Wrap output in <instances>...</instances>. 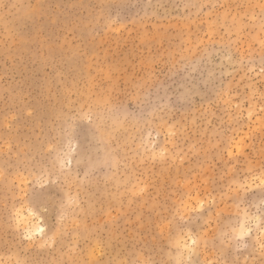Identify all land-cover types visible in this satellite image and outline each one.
I'll list each match as a JSON object with an SVG mask.
<instances>
[{
    "label": "rangeland",
    "instance_id": "374dc122",
    "mask_svg": "<svg viewBox=\"0 0 264 264\" xmlns=\"http://www.w3.org/2000/svg\"><path fill=\"white\" fill-rule=\"evenodd\" d=\"M261 179L264 0H0V264H264Z\"/></svg>",
    "mask_w": 264,
    "mask_h": 264
},
{
    "label": "snow or ice",
    "instance_id": "6c2138e0",
    "mask_svg": "<svg viewBox=\"0 0 264 264\" xmlns=\"http://www.w3.org/2000/svg\"><path fill=\"white\" fill-rule=\"evenodd\" d=\"M260 184L262 185V186H264V179H261V181H260ZM16 216H19V212H17L16 213ZM18 222V221H17ZM261 227H264V225H261ZM38 231H43V229H38ZM249 232H250V229H249ZM247 233H244V232H242V233H240V235L241 236H243V235H246ZM30 238V237H29ZM193 243H195V241H193ZM148 264H151V262H148Z\"/></svg>",
    "mask_w": 264,
    "mask_h": 264
}]
</instances>
